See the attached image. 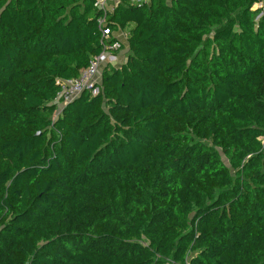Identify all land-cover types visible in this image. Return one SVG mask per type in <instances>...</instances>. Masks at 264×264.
I'll use <instances>...</instances> for the list:
<instances>
[{"label":"trees","instance_id":"1","mask_svg":"<svg viewBox=\"0 0 264 264\" xmlns=\"http://www.w3.org/2000/svg\"><path fill=\"white\" fill-rule=\"evenodd\" d=\"M99 15L0 0V264H264V0H119L126 62L54 118Z\"/></svg>","mask_w":264,"mask_h":264},{"label":"built area","instance_id":"2","mask_svg":"<svg viewBox=\"0 0 264 264\" xmlns=\"http://www.w3.org/2000/svg\"><path fill=\"white\" fill-rule=\"evenodd\" d=\"M119 0H93V6L100 13L97 25L100 30V52L92 56L87 66L80 70L76 78H57L58 92L55 102L60 109L82 93L97 95L100 92L101 73L105 67L115 66L122 49V42L114 36L113 30L106 22L107 14L112 12ZM148 0H128L130 5H140ZM120 30V29H119ZM118 30V31H119Z\"/></svg>","mask_w":264,"mask_h":264},{"label":"crops","instance_id":"3","mask_svg":"<svg viewBox=\"0 0 264 264\" xmlns=\"http://www.w3.org/2000/svg\"><path fill=\"white\" fill-rule=\"evenodd\" d=\"M119 30V29H118ZM117 30V32L114 33V36L116 38H118L121 42H122V49L119 52V59H118V63H120L121 65L124 64L126 62L127 59V52H128V44H127V28L125 29H120L119 31ZM120 65V66H121ZM119 66V67H120Z\"/></svg>","mask_w":264,"mask_h":264},{"label":"rangeland","instance_id":"4","mask_svg":"<svg viewBox=\"0 0 264 264\" xmlns=\"http://www.w3.org/2000/svg\"><path fill=\"white\" fill-rule=\"evenodd\" d=\"M262 6H263V4L260 2V3H255V4L251 7V10L254 12V13L252 14V16H253L255 19H258V18L261 16V14H262V12H261V10H262ZM120 65H121V64L117 62L116 65H115V67H119ZM102 71H103V70H102ZM59 112H60V106L57 105V110H56V112H55L54 118L58 115ZM262 141L264 142V137L262 138ZM223 161L226 162L225 159H223Z\"/></svg>","mask_w":264,"mask_h":264}]
</instances>
